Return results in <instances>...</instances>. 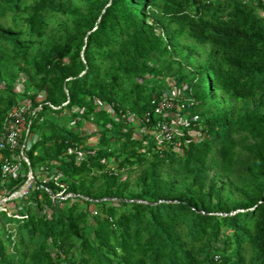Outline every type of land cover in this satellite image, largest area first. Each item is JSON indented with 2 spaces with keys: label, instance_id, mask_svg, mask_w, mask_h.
Masks as SVG:
<instances>
[{
  "label": "trees",
  "instance_id": "1",
  "mask_svg": "<svg viewBox=\"0 0 264 264\" xmlns=\"http://www.w3.org/2000/svg\"><path fill=\"white\" fill-rule=\"evenodd\" d=\"M61 1L0 0V8L20 12L27 32L42 37L47 15ZM259 6L264 11V0L258 6L248 0H104L78 13L33 56L20 32L0 24L24 65L27 87L34 86L22 94L32 109L41 105L29 114L37 136L26 150L30 167L34 173L42 166L49 174L56 170L74 194L53 197L61 187L49 180L45 186L52 193L32 186L13 199L21 217L0 210V264H61V255L68 264H264V112L241 113L233 103L258 98L264 105ZM162 25L174 26L173 34ZM182 36L211 46L204 61L178 75L187 81V97L201 104L202 116L163 145L154 135L152 113V100L162 93L160 71L150 62L156 54H172ZM145 72L153 78L140 82ZM16 95L13 87L0 94V134L7 111L18 104ZM100 103L120 119L98 109ZM66 111L101 119L100 148L87 144L88 135L46 117ZM130 111L141 119L152 113L150 121L142 120L149 131L140 137L124 120ZM76 146L86 149L81 159L68 152ZM113 159L118 163L109 167ZM135 167L142 172L140 191L128 197L131 183L121 173ZM240 167L246 170L244 198L215 202L210 170L231 176ZM1 178L0 169V184ZM172 178L185 195L172 188ZM26 180L22 174L7 185L13 192Z\"/></svg>",
  "mask_w": 264,
  "mask_h": 264
},
{
  "label": "rangeland",
  "instance_id": "2",
  "mask_svg": "<svg viewBox=\"0 0 264 264\" xmlns=\"http://www.w3.org/2000/svg\"><path fill=\"white\" fill-rule=\"evenodd\" d=\"M29 2L33 0H28ZM104 0H62L59 5V10L51 12L47 15L49 25L45 34L42 37L31 36L27 30L23 20L21 17V13H14L13 11L7 9L6 7L0 8V24L6 28H11L15 33L20 32L21 38L29 45L30 54L35 55L40 49L46 47L49 43L53 42L56 38H58L61 34L65 32L66 26L71 24L72 19L78 15V13H86L92 10L95 5L101 4ZM216 2L217 0H213ZM252 1L254 5L258 6L259 0H248ZM260 14L264 15L263 9L259 6L257 7ZM75 10V11H74ZM163 23L166 24V20H163ZM163 31L165 33L173 34L174 26L170 25H162ZM165 28H167L165 30ZM161 29V28H160ZM162 31V30H161ZM177 38H174V41H177ZM179 43L176 44V50L172 51V54L167 55H154L151 58V65L158 68L160 73L158 76L160 77L159 89L161 92L165 90L167 87V80H173V82L181 86L182 88L187 87V81H179L178 75L181 72H186L189 70L193 63L204 61L208 56V50L211 47L210 45H206V47L201 48L200 45H196L192 40L187 38L186 36L179 37ZM182 64V65H180ZM23 64L19 59L14 57V52L11 48L10 43L0 34V94L7 95L10 93V87H13V91L17 94L18 102L28 100L31 102L29 97H25L22 93L27 89L28 91H33L34 86L28 88L27 84L30 82L26 71L23 68ZM148 72H145L143 76L138 77L137 79L140 82L146 81L149 79ZM187 96V94L185 93ZM45 95L44 93L39 94L38 101L42 102ZM237 109L243 113L249 110H258L264 112V105L261 104L258 98L250 99L243 102H233ZM98 109H107V111L115 117L117 120L120 119L115 111L110 105H105L103 103L99 104ZM201 104L196 102V105L190 108L188 111L181 113L180 118L186 115L190 117L192 114L201 115ZM47 119L55 120L60 125H64L68 128L74 129L75 131L80 132L81 134L88 135L87 144L92 146L94 149H98L101 147L99 143V129L101 119L95 114H91L89 118H82L80 116H72L69 112H63L61 114L56 113H48ZM124 118L130 123L131 126L136 127L137 133L136 135L140 137V133L143 131H149V129L143 124L141 117L133 112H128ZM124 128H126L124 126ZM183 128L178 126V135L182 134ZM193 135H197L195 130L190 131ZM154 135L157 141L160 144H167V141L163 140L159 133L154 132ZM240 144L242 143L239 140ZM84 154L86 153V149H82ZM245 155H243V158ZM118 161L113 159L109 163V167H115ZM245 168L240 167L233 175L229 176L226 173L222 172L218 168H212L210 170V175L215 179L216 187L218 188V195L214 197V201L216 202L219 199L222 200H233L239 201L244 198L245 193L241 189L240 186L242 182V176L245 174ZM166 175V174H164ZM142 172L139 167H135L130 170H124L121 173L122 179H128L131 183L129 189L126 191V196L134 197L139 191L140 187L138 186V181L141 179ZM33 181L40 183H47L50 179V176L47 172H42L38 169L37 173L33 172ZM170 185L173 189H178L180 195H185V189L181 188L179 182L176 179H169ZM102 180L98 182L101 184ZM60 189L55 193V197L60 195L62 198H66L67 196H74L73 193L68 192L67 185L60 184ZM10 187L9 185L0 184V200L3 203H7V205L11 206L13 210L16 207V201L11 199L10 195ZM17 193L16 195H18ZM21 194V193H20ZM92 211L94 210L93 206L90 208ZM61 264H68L65 255H61L60 257Z\"/></svg>",
  "mask_w": 264,
  "mask_h": 264
},
{
  "label": "built area",
  "instance_id": "3",
  "mask_svg": "<svg viewBox=\"0 0 264 264\" xmlns=\"http://www.w3.org/2000/svg\"><path fill=\"white\" fill-rule=\"evenodd\" d=\"M149 78H153V75H149ZM196 102L194 98H189L185 95V88L176 85L173 80H167V87L165 90L159 97H155L152 100L154 105L152 113L156 119L154 131L159 133L162 139L167 142L175 140L178 135V126L185 128L191 124L196 125L200 121L199 114H192L190 117L186 115L181 118L179 117L181 113L194 107ZM40 107L41 105L32 109L30 101H19L18 104L10 108L5 115L3 130L0 134L1 184L7 185L11 180L19 178L22 174L27 176V180L20 189L9 192L11 193V199L28 193L32 186L38 188L44 187L49 193H52L51 189L45 186L44 183L33 181V170L30 167V162L26 155V150L37 138L31 131L32 119L29 117V114L30 112L35 113ZM152 113L147 112L142 120L146 122L150 121ZM175 144L177 148H179L181 142L176 140ZM5 151L9 153L6 154ZM68 152L76 153L79 159L83 158L85 155L83 150L78 146L69 148ZM25 164L29 166L28 170H26ZM40 170L42 172H47L50 179L54 180L58 186L63 184L59 181L60 174L57 173L56 170H53L54 172L51 174H49L48 168L45 166H42ZM17 193L19 194L16 195ZM53 197H55L54 194ZM56 197H60V195ZM0 210H4L15 217H21L16 209L13 210L11 206L7 205V203H3L2 200H0Z\"/></svg>",
  "mask_w": 264,
  "mask_h": 264
}]
</instances>
